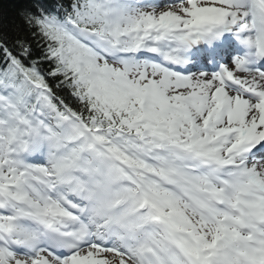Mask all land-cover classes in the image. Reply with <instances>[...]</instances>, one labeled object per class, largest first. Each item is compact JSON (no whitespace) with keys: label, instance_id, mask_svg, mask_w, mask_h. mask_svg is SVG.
Returning a JSON list of instances; mask_svg holds the SVG:
<instances>
[{"label":"snow or ice","instance_id":"6c2138e0","mask_svg":"<svg viewBox=\"0 0 264 264\" xmlns=\"http://www.w3.org/2000/svg\"><path fill=\"white\" fill-rule=\"evenodd\" d=\"M9 2L0 264H264V0Z\"/></svg>","mask_w":264,"mask_h":264},{"label":"trees","instance_id":"16d2710c","mask_svg":"<svg viewBox=\"0 0 264 264\" xmlns=\"http://www.w3.org/2000/svg\"><path fill=\"white\" fill-rule=\"evenodd\" d=\"M0 7L7 11L10 8L9 0H2V2H0Z\"/></svg>","mask_w":264,"mask_h":264}]
</instances>
